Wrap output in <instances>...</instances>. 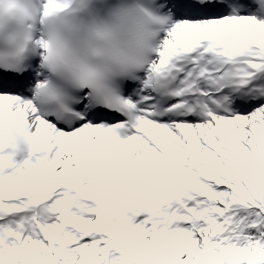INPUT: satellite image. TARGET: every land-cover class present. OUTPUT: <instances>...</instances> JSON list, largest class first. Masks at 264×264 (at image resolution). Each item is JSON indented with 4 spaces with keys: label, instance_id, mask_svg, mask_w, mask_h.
<instances>
[{
    "label": "snow or ice",
    "instance_id": "6c2138e0",
    "mask_svg": "<svg viewBox=\"0 0 264 264\" xmlns=\"http://www.w3.org/2000/svg\"><path fill=\"white\" fill-rule=\"evenodd\" d=\"M89 4L35 0L0 50V116L31 142L0 155V264H264V0L112 9L142 54L111 81L60 71L49 19Z\"/></svg>",
    "mask_w": 264,
    "mask_h": 264
},
{
    "label": "clouds",
    "instance_id": "9594fccd",
    "mask_svg": "<svg viewBox=\"0 0 264 264\" xmlns=\"http://www.w3.org/2000/svg\"><path fill=\"white\" fill-rule=\"evenodd\" d=\"M144 0H115L112 9L132 8ZM35 0H0V50L8 47L11 37L22 33L30 23L29 11ZM104 21L115 28L113 38H93L86 28L92 21H69L50 18L49 24L60 31L73 52V60L60 71L68 77L91 74L111 81L125 78L142 54L141 32L134 19L121 20L108 15ZM149 25H144V30ZM16 117L0 116V155L13 158L30 151V137L19 127Z\"/></svg>",
    "mask_w": 264,
    "mask_h": 264
}]
</instances>
